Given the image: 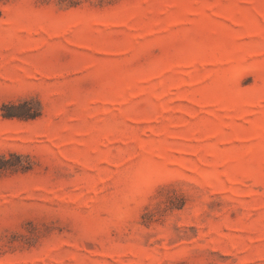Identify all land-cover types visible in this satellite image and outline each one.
Listing matches in <instances>:
<instances>
[{"label":"rangeland","instance_id":"374dc122","mask_svg":"<svg viewBox=\"0 0 264 264\" xmlns=\"http://www.w3.org/2000/svg\"><path fill=\"white\" fill-rule=\"evenodd\" d=\"M0 156V264H264V0H0Z\"/></svg>","mask_w":264,"mask_h":264},{"label":"trees","instance_id":"16d2710c","mask_svg":"<svg viewBox=\"0 0 264 264\" xmlns=\"http://www.w3.org/2000/svg\"><path fill=\"white\" fill-rule=\"evenodd\" d=\"M27 101H21L18 103H9L2 105V115L4 117H33L34 113L27 107L26 110H22L23 107L27 106ZM1 158V156H0ZM4 166L3 163H0V167Z\"/></svg>","mask_w":264,"mask_h":264}]
</instances>
